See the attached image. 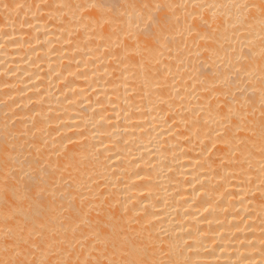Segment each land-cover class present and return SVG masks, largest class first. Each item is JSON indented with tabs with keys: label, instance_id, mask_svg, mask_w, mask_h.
<instances>
[{
	"label": "bare ground",
	"instance_id": "obj_1",
	"mask_svg": "<svg viewBox=\"0 0 264 264\" xmlns=\"http://www.w3.org/2000/svg\"><path fill=\"white\" fill-rule=\"evenodd\" d=\"M0 264H264V0H0Z\"/></svg>",
	"mask_w": 264,
	"mask_h": 264
}]
</instances>
